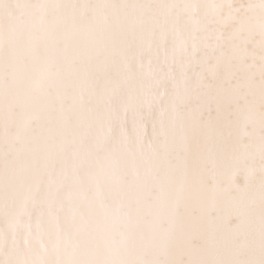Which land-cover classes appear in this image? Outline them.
Listing matches in <instances>:
<instances>
[{
	"label": "snow or ice",
	"instance_id": "snow-or-ice-1",
	"mask_svg": "<svg viewBox=\"0 0 264 264\" xmlns=\"http://www.w3.org/2000/svg\"><path fill=\"white\" fill-rule=\"evenodd\" d=\"M0 264H264V0H0Z\"/></svg>",
	"mask_w": 264,
	"mask_h": 264
}]
</instances>
